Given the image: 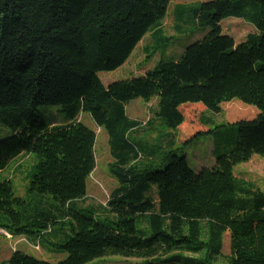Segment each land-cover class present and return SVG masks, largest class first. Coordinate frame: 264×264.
I'll use <instances>...</instances> for the list:
<instances>
[{
    "label": "trees",
    "instance_id": "obj_1",
    "mask_svg": "<svg viewBox=\"0 0 264 264\" xmlns=\"http://www.w3.org/2000/svg\"><path fill=\"white\" fill-rule=\"evenodd\" d=\"M171 2L0 0V120L17 130L0 141V171L20 155L37 158L28 190L35 204L17 197L11 180L0 183V230L41 241L72 218L66 242L53 244L68 253L57 264L108 256L217 264L225 235L228 264H264V193L235 175L254 156L264 159V0L177 5L175 35L167 37L160 27ZM227 18L242 19L257 32L236 43L223 33ZM188 22L193 26H184ZM154 31L147 54L161 55L156 67L105 86L99 73L123 67ZM181 34L186 43L203 38L187 47L178 43L184 51L178 59L166 57ZM136 99L156 100V116L171 130L188 125L185 106L221 113L231 103L247 110L239 101L258 113L228 124L239 132L237 146L217 156L214 166L195 171L185 155L172 152L165 168L152 170L141 164V146L130 138L141 125L126 110ZM40 106L58 107L64 121L50 124ZM82 114L109 137L110 172L119 186L105 214L78 205L97 167V134L80 121ZM0 264L52 263L17 250Z\"/></svg>",
    "mask_w": 264,
    "mask_h": 264
},
{
    "label": "rangeland",
    "instance_id": "obj_2",
    "mask_svg": "<svg viewBox=\"0 0 264 264\" xmlns=\"http://www.w3.org/2000/svg\"><path fill=\"white\" fill-rule=\"evenodd\" d=\"M210 0H172L170 10L166 19L163 21L164 34L167 37H173L174 21L173 10L177 5H192ZM193 26L189 22L184 26ZM223 33L232 37L236 43L244 42L249 34L256 33V28L238 18H227L221 23ZM192 29L190 28V31ZM207 32L209 30H206ZM188 34V33H187ZM187 34L177 35V42L188 45L203 38V34L194 36L191 41L186 43ZM189 36V35H188ZM150 37L137 46L129 61L120 69L114 72H101L99 77L105 86L113 82L122 81L140 77L148 68L156 66L159 55L150 58L145 47L150 43ZM170 47L169 53L176 56L179 45ZM150 54V53H149ZM134 74V75H132ZM246 109H239L234 104L225 105L221 113H214L203 107L185 106L182 111L186 114L188 125H184L179 130L168 129L163 120L156 116L157 101L146 103L142 99L131 101L127 105V115L141 123L140 128L130 134V138L141 146L144 159L141 164L151 166L152 170H161L165 168V160L172 153L185 155L190 167L195 171H200L206 167H212L216 163L219 155L232 151L237 146L239 138L238 130L233 126H228L230 122H236L241 119H253L258 111L255 108L245 106ZM235 106V107H234ZM233 108V109H232ZM39 111L46 117L50 124L53 121H64L65 114L55 106H40ZM80 121L97 134L96 159L97 167L87 182V195L79 201V208L88 207L99 214H105L104 210L109 202L112 191L119 186L118 181L110 172L109 165L113 162L110 152L109 137L107 132L99 128L88 114H82ZM57 121V122H59ZM202 124L199 126V124ZM223 126V127H222ZM210 130H216V133H210ZM17 130L13 127L4 125L0 120V141L5 140L14 134ZM193 139L190 143H187ZM172 140V142L170 141ZM153 152V154H151ZM37 164V158L34 154H24L9 161L8 165L0 171V183L11 180L14 185L17 197L24 199L30 204H35V196L30 195L28 190L30 181ZM235 175L238 179L246 182H252L261 192L264 193V159L260 156H254L248 163L236 167ZM50 202H52V199ZM47 202H49L47 200ZM105 216V215H104ZM66 225H55L53 234H46L41 241L32 239L28 236H11L6 231L0 230V262L8 260L15 251H21L39 260H44L52 264H57L68 258V253L56 252L53 244H63L66 237L72 230L74 220L67 219ZM63 230V232H61ZM30 240L36 242L32 243ZM36 245H33L35 244ZM223 256L219 257L217 264H228L226 257L230 254V239L225 235L223 241ZM88 264H145L142 260L127 259L121 256H108L97 259Z\"/></svg>",
    "mask_w": 264,
    "mask_h": 264
},
{
    "label": "crops",
    "instance_id": "obj_3",
    "mask_svg": "<svg viewBox=\"0 0 264 264\" xmlns=\"http://www.w3.org/2000/svg\"><path fill=\"white\" fill-rule=\"evenodd\" d=\"M169 10H170V8H169ZM173 21H174V19H173ZM173 27H174V25H173ZM164 30L163 29V24H162V26L160 27V30ZM157 32L156 31H154V32H151V33H149L147 36H149L150 37V43L148 44V45H146V47H145V50H146V52H147V48L148 47H151V46H153V40L155 39V34H156ZM147 36H145V38L147 37ZM145 38L139 43V45L145 40ZM177 41V40H176ZM176 41H174V45L172 46V48L173 47H176L177 45H179L178 43H176ZM138 45V46H139ZM180 47V46H179ZM170 48L171 47H169V49H168V51H167V56L166 57H175L176 59H178L179 57H181V55L183 54V49H182V47H180L181 49H179V51H178V54L176 55V56H174V55H171L170 53H169V51H170ZM157 55H159V54H157ZM161 55H159V60H158V63H159V61L161 60V57H160ZM157 63V64H158ZM156 64V65H157ZM156 66H154L153 68H148V70H146V71H144V73H142V74H140L141 76H144L145 74H146V72H148V71H150V70H153L154 68H155ZM132 75H134V74H132ZM140 76V77H141ZM132 79V78H131ZM24 155V154H23ZM22 156V155H21ZM33 245H36V243L35 244H33Z\"/></svg>",
    "mask_w": 264,
    "mask_h": 264
}]
</instances>
